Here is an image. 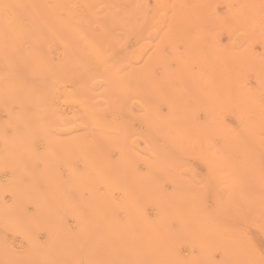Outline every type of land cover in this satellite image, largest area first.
<instances>
[{
  "label": "bare ground",
  "instance_id": "1",
  "mask_svg": "<svg viewBox=\"0 0 264 264\" xmlns=\"http://www.w3.org/2000/svg\"><path fill=\"white\" fill-rule=\"evenodd\" d=\"M0 264H264V0H0Z\"/></svg>",
  "mask_w": 264,
  "mask_h": 264
}]
</instances>
